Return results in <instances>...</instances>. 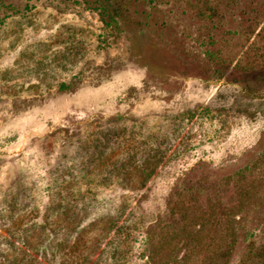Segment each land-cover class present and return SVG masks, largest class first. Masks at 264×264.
Returning a JSON list of instances; mask_svg holds the SVG:
<instances>
[{
    "label": "rangeland",
    "instance_id": "374dc122",
    "mask_svg": "<svg viewBox=\"0 0 264 264\" xmlns=\"http://www.w3.org/2000/svg\"><path fill=\"white\" fill-rule=\"evenodd\" d=\"M0 264H264V0H0Z\"/></svg>",
    "mask_w": 264,
    "mask_h": 264
}]
</instances>
